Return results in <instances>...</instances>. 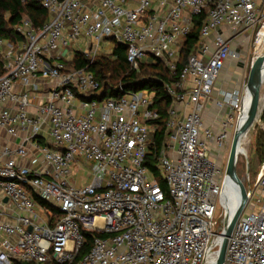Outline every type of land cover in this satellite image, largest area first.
Returning <instances> with one entry per match:
<instances>
[{
	"label": "built area",
	"instance_id": "2783aa9c",
	"mask_svg": "<svg viewBox=\"0 0 264 264\" xmlns=\"http://www.w3.org/2000/svg\"><path fill=\"white\" fill-rule=\"evenodd\" d=\"M37 1L47 22L25 16L14 28L22 40L0 36V264H208L224 228L219 155L230 146L240 90L217 101L232 112L219 130L204 126L203 111L226 60L240 56L222 26L257 44L264 0ZM203 12L197 49L178 71ZM81 37L90 62L110 40L126 45L135 69L153 57L178 72L166 84L173 102L157 156L167 195L144 163L160 117L153 93L100 96L93 72L65 55ZM85 161L97 170L79 185ZM247 176L225 264H264V162L256 183Z\"/></svg>",
	"mask_w": 264,
	"mask_h": 264
},
{
	"label": "trees",
	"instance_id": "16d2710c",
	"mask_svg": "<svg viewBox=\"0 0 264 264\" xmlns=\"http://www.w3.org/2000/svg\"><path fill=\"white\" fill-rule=\"evenodd\" d=\"M25 16L31 18L38 26L49 19L48 11L37 0H0V36L15 43L22 40V36L15 32L14 28L21 21V18ZM205 19V12L194 18L192 32L187 36L184 48L181 51L178 71L187 57L196 51L200 40V28ZM112 49L110 55H99L92 62L83 55V52L77 51L73 59L68 61V64L76 68L86 67L93 72L98 82H101L102 90L100 96L116 97L141 90H148L153 93V106L160 113V117L152 121L154 124V129L150 134L152 142L144 163L149 167L150 172L158 180L167 195L166 180L161 175L157 164V156L166 138L165 123L169 114L168 110L173 102L166 89V84L177 81L178 72L171 73L166 64L153 57L141 61L139 68L135 69L127 61L126 45L114 42ZM52 213L59 215V212L55 209L52 210ZM85 235L87 237L86 251L93 237L89 232ZM14 264L35 263L15 261Z\"/></svg>",
	"mask_w": 264,
	"mask_h": 264
},
{
	"label": "rangeland",
	"instance_id": "374dc122",
	"mask_svg": "<svg viewBox=\"0 0 264 264\" xmlns=\"http://www.w3.org/2000/svg\"><path fill=\"white\" fill-rule=\"evenodd\" d=\"M253 40H254L253 35H250L248 52L243 60V62H245L242 71L243 86L240 90L242 99L246 95L247 89L249 88L247 82L249 80L248 76L253 62L252 58L256 57L259 54H262V52L264 51V41L262 42V44H260V46L258 45L256 46L255 44H253ZM79 41H80L79 45L73 43L71 47H73L72 49L74 51L82 52V49L86 47L87 40L81 37ZM101 46L103 51H106L104 55L111 54L113 48L112 41L104 40L102 41ZM142 91L144 90H141L140 92ZM259 94L260 95L256 107L253 110L254 112L249 117L248 122L245 125L246 128L242 136L243 150L240 152L238 156L237 174L238 177H240L241 181L243 182L245 189L247 187V178H248L247 175L250 174L253 183H256L259 179V170L264 162V84ZM239 109H237L233 115L234 119H233L232 137L235 131V125L238 118V114L240 112ZM232 137L230 140V146L227 147V149H224V151L219 155L224 170L226 169L228 162L227 159L231 148ZM82 165H84V169L77 176L81 177L82 175L88 173H95L97 170V164H95L93 161H85V163ZM149 178L150 179L154 178L152 173L149 175ZM86 181L90 182V178H88V180ZM218 210H219V215L223 216L225 212L223 207L219 206ZM208 264H215V260L211 259V262Z\"/></svg>",
	"mask_w": 264,
	"mask_h": 264
},
{
	"label": "water",
	"instance_id": "95a60500",
	"mask_svg": "<svg viewBox=\"0 0 264 264\" xmlns=\"http://www.w3.org/2000/svg\"><path fill=\"white\" fill-rule=\"evenodd\" d=\"M263 68H264V51L262 52V54H259L255 57L251 65V69L248 76L249 80L247 82V85L250 87V94H251V100L247 110L248 114L244 123L242 125H238L237 121L241 112L239 109L240 112L238 114V118L235 125V131L231 141V148L228 155V159H227L228 162L224 176L225 184L226 185L230 184L232 186V189H236L237 186L239 185V192L241 193V196H240V202L235 208L234 214L229 216L228 210L226 209V205L229 201V197L228 196L226 197V193L224 191L225 194L223 200V209L225 210L224 223H223L224 228L223 231L221 232V234L223 235V239L221 242L222 244L220 246V250L216 258L217 260L215 261V264H225L226 261L225 256L228 249L229 238L232 235V232L235 228L234 225L237 219L239 218V216L241 215V213L243 212L246 202L248 200L245 186L243 185V182L241 181L240 177H238L237 174L238 156L240 153L239 148L242 146L241 139L246 128L245 125L248 122L249 117L254 112L253 110L256 107L260 95L259 92L263 86V78H262Z\"/></svg>",
	"mask_w": 264,
	"mask_h": 264
},
{
	"label": "crops",
	"instance_id": "0c3cea01",
	"mask_svg": "<svg viewBox=\"0 0 264 264\" xmlns=\"http://www.w3.org/2000/svg\"><path fill=\"white\" fill-rule=\"evenodd\" d=\"M224 32V35L227 39H231V46L236 49L240 56L238 58H231L226 60V65L219 74L218 80L214 87L211 100L205 105L204 109V126L212 128L214 131L219 130L220 123L222 120L226 119L232 112L228 106H220L217 101L222 99L223 92H231L233 90H241L243 86L242 71L244 67L243 60L246 57L249 48L250 36L248 34H240L235 38L232 37V34L226 26L221 28ZM70 47L65 55H68L70 58L74 57L77 51H74ZM74 51V52H72ZM72 55V56H70ZM84 164V163H82ZM78 177V176H77ZM83 181L78 177V184H85L87 182Z\"/></svg>",
	"mask_w": 264,
	"mask_h": 264
},
{
	"label": "bare ground",
	"instance_id": "6f19581e",
	"mask_svg": "<svg viewBox=\"0 0 264 264\" xmlns=\"http://www.w3.org/2000/svg\"><path fill=\"white\" fill-rule=\"evenodd\" d=\"M263 35H264V30H262V32L259 34V37L257 38V44L260 46V42H262L263 40ZM263 84H264V68H263ZM251 100V94H250V87L247 89L246 95L243 97V99H241V106H240V115L237 121L238 125H242L244 123V121L246 120L247 114H248V107H249V103ZM240 152L243 150V144L242 146L239 148ZM240 154V153H239ZM239 185L237 186L236 189H232V186L230 184H225V193H226V197H229V201L226 205V209L228 210V215L231 216L232 214H234L235 212V208L237 207V205L240 202V197H239ZM223 239V235L220 234L219 238H218V246L216 248V250L206 259L208 260V263L211 262V259L213 260H217V256L220 250V246H221V242Z\"/></svg>",
	"mask_w": 264,
	"mask_h": 264
}]
</instances>
